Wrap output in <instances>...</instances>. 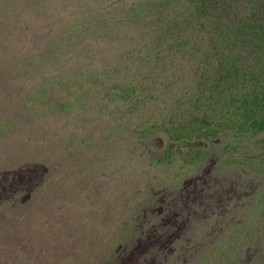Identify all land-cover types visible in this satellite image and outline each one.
I'll return each instance as SVG.
<instances>
[{"label":"rangeland","instance_id":"rangeland-1","mask_svg":"<svg viewBox=\"0 0 264 264\" xmlns=\"http://www.w3.org/2000/svg\"><path fill=\"white\" fill-rule=\"evenodd\" d=\"M197 1L0 0V264H264V58L224 26L259 5Z\"/></svg>","mask_w":264,"mask_h":264},{"label":"trees","instance_id":"trees-1","mask_svg":"<svg viewBox=\"0 0 264 264\" xmlns=\"http://www.w3.org/2000/svg\"><path fill=\"white\" fill-rule=\"evenodd\" d=\"M179 1H186L189 3H193L196 0H179ZM258 5L257 9L253 8L250 10L248 16H244L241 18L240 21H237V16H240L241 11L237 10V13H233L229 18L230 22L225 23L227 21H223L226 26V28H230L233 30L232 36L237 37V40H241L242 44H244V47L250 48V50L254 51L258 57L264 58V0H257ZM198 5L200 7H206V4H209L213 7V9H219V2L218 0H198ZM202 3V4H201ZM231 5L237 6V3L235 1H232ZM132 9H135V7H131ZM238 14V15H236ZM221 31L225 28L223 26L222 21H219L217 24ZM103 26L107 27L105 24ZM214 27V26H213ZM108 28V27H107ZM214 30L216 28L214 27ZM235 42L231 41V46L234 45ZM184 43L181 41L180 45H183ZM225 63H221L218 65V75H217V81L214 79L212 82L215 81L218 83V87L216 89H213L209 85H204L206 89H211L214 91L213 93L216 94V97L219 100H223L224 102H228L229 99H238L240 100L243 97L244 92L247 90V87L249 85H253L255 80L254 76L255 73L250 70L244 63H242L240 60L236 59L232 61L230 69H225L224 65ZM211 73H209V79H210ZM97 77V75H94V78ZM223 78V80H221ZM210 82V83H211ZM223 83L224 88H222L221 84ZM256 83V82H255ZM264 87V86H262ZM245 89V91H243ZM264 90V88H263ZM124 92L130 96L133 93V90L131 88H126ZM238 95H242L241 98H239ZM213 108L216 111V107L213 106ZM242 119L240 121V126L245 127L249 132L254 129H261L264 126V113H256L251 112L248 113L246 111L242 112ZM212 117L209 111L205 109V113H202L198 115L197 111L192 113V121L195 123L190 128H192L188 139H197L198 141H192L190 144L196 145L202 143V134L205 136L208 135V133H214L217 130L214 131H205L206 127H208L209 123L211 122ZM189 127V126H187ZM205 127V129H203ZM210 130V129H208Z\"/></svg>","mask_w":264,"mask_h":264}]
</instances>
